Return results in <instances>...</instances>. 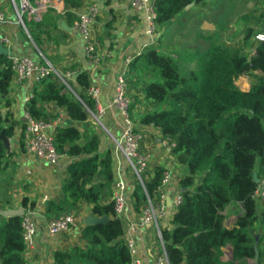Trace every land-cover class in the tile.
<instances>
[{
    "label": "trees",
    "instance_id": "obj_1",
    "mask_svg": "<svg viewBox=\"0 0 264 264\" xmlns=\"http://www.w3.org/2000/svg\"><path fill=\"white\" fill-rule=\"evenodd\" d=\"M64 1L69 9H77L85 0ZM201 1L157 0V31ZM258 1L257 24L264 21V1ZM66 15L70 23L75 21L70 10ZM25 25L38 47L42 37L55 41L52 31L58 28L57 17L25 19ZM256 34L255 28L249 27L237 47L222 43L204 55L181 56L198 65L185 73L179 66L181 57L176 58L160 47L142 53L131 65V71L145 85L144 98L152 105L150 111L139 116L138 123L151 125L159 130L162 139H170L177 161L188 172L179 181L182 202L171 219L174 229L162 231L170 264H250L255 257L256 236L259 262H264V199L253 198L259 182L264 181V41L255 40L254 45L252 38ZM80 70L72 65L66 72L78 74ZM13 74L10 60L1 57V95L8 94ZM241 76L249 79L248 91L234 84L235 78ZM75 81L73 93L55 78L43 80L34 87L25 107L37 121L49 122L57 116L47 108L52 104L67 115L65 125L56 129L54 144L58 153L75 160L66 168L63 200L50 201L46 215L59 217L78 212L86 204L92 215L107 216L109 221L83 227L81 237L86 248L76 245L70 250H55L53 264H131L132 256L113 201L114 153L110 147L102 150L99 129L95 122L89 124L90 112L96 109L95 102L86 94L91 88L88 73H79ZM18 124L12 113H2L0 107V133L5 129L9 139L15 138ZM22 124L24 130L25 122ZM19 144L20 150L26 151L22 136ZM16 157L14 150L7 154L0 142V172ZM255 174L259 182L254 180ZM164 175V168L157 167L145 182L149 196H154ZM133 198L136 203L145 200L140 185ZM20 205L30 210L37 201L23 197ZM238 205L243 212L227 228L225 210ZM0 219V263L28 264L22 217L0 215ZM227 247L232 249V259L224 261Z\"/></svg>",
    "mask_w": 264,
    "mask_h": 264
},
{
    "label": "crops",
    "instance_id": "obj_2",
    "mask_svg": "<svg viewBox=\"0 0 264 264\" xmlns=\"http://www.w3.org/2000/svg\"><path fill=\"white\" fill-rule=\"evenodd\" d=\"M95 1H97L101 10V14L93 26L100 55V62L97 66L93 65L86 56L85 42L73 23L69 22L67 15L51 12L43 16L48 18L50 16L57 17L58 28L52 31L55 41L42 37L41 45L38 47L27 29L25 30L18 22L10 1L0 0V11L5 15L1 29L10 38V51L12 54L26 55L33 59H41V56H44L62 73H65L72 65L78 66L81 70L88 73L91 87L100 88V102L107 109L101 126L109 134L103 135L99 133L102 150L108 147L113 150L114 182L121 179L126 183L125 194L127 195V203L124 213L119 217L124 230L123 238L125 242L128 240L134 242L138 258L147 264H152L161 252L159 237L154 225L142 227L138 224V218L145 208L146 202L145 200L139 203L135 202L133 192L139 182L127 165L122 153L113 142L111 143L110 137L119 139L122 135L120 115L111 105L115 94L116 78L123 68L124 59L127 57L136 59L151 47H160L161 50L165 51L161 47L163 40L161 31L164 28L157 31L156 35L150 36L146 34V24L144 20L139 21L137 19L135 11L131 9L130 0H110L109 4L100 0H85L83 5ZM71 12L74 13V9ZM62 23L65 24V28L61 27ZM204 24H208L207 20L198 22L200 27H203ZM168 26L169 24L166 27ZM253 27L257 33H264V21L255 24ZM187 29L188 25L182 30L186 32ZM48 30H51V27H48ZM170 54L176 58L179 57L177 53L171 52ZM199 54L202 55V53ZM245 83L248 87L243 88L242 86ZM234 84L242 91H248L250 88L249 79L246 76L236 78ZM127 85V96L131 100L130 111L137 122V129L142 136L140 151L148 157L144 176L146 180L151 179L156 168L162 167L170 177L169 183L164 189L167 198H170V204L167 203L168 209L164 218L160 221V227L162 231H171L174 229L171 219L175 212L171 201L176 195L180 194L179 181L188 172L177 161L173 147L162 144L161 134L157 128L138 123L139 116L150 111L152 105L149 100L144 98L145 85L139 82L138 76L131 69L127 75ZM35 86L33 82L17 83L13 79L9 85L8 94L6 96L0 94L2 113H12L13 118L19 122L15 138L10 139L11 151L14 150L17 157L10 162L8 167H10L12 173H15L14 176L5 174V176L0 178V210L17 209L21 206L20 202L23 197L37 201L36 207L32 209L33 219L37 226L35 242L32 247L26 248L24 256L28 264H53V253L55 250H70L76 245L86 248L87 243L81 237V231L85 227L81 220L91 215V210L88 205L82 204L79 209V219L75 226L60 235H48V221L53 217L46 215L47 205L50 201L58 203L63 200L62 184L67 176L66 168L75 158L64 157L60 164L54 167L26 151L20 150L19 139L22 136V123L25 122V107L27 100L32 96ZM74 86H77L75 80L73 82ZM47 108L53 114L59 111L64 112L53 104L48 105ZM11 181L14 186L9 190ZM2 188L6 196H2ZM242 212L240 205L229 206L225 210L227 215L225 221L232 222V225L225 224V226L227 228L232 227ZM227 248L224 249L225 256ZM222 259L224 261L229 260L228 257Z\"/></svg>",
    "mask_w": 264,
    "mask_h": 264
},
{
    "label": "built area",
    "instance_id": "obj_3",
    "mask_svg": "<svg viewBox=\"0 0 264 264\" xmlns=\"http://www.w3.org/2000/svg\"><path fill=\"white\" fill-rule=\"evenodd\" d=\"M18 22L26 30L25 19L39 20L48 13H56L59 15H66L69 7L64 0H9ZM107 2V0H100ZM264 1V0H261ZM157 0H130L131 9L136 13L137 19L144 20L146 24V34L153 36L157 33V13H156ZM74 9L76 16L73 22L74 27L78 30L85 42V53L89 61L97 66L100 62V55L98 51V41L94 35L93 26L101 14V10L97 1L90 2L83 5L81 8ZM73 10V9H69ZM73 13V12H72ZM5 20V15L0 11V45L10 50V38L2 32L1 24ZM258 42L264 41V33L258 32L254 38ZM7 58L11 62V69L13 71V79L17 83H30L35 85L40 84L43 80L55 78L67 90L73 91V76L74 72L67 71L62 73L55 68L51 62L44 56L41 59H33L26 55H14L9 53ZM135 59L127 57L124 59L123 68L116 78L115 94L112 99V107L119 113L122 126V135L119 139L112 137L116 148L122 153L127 165L137 178L139 185L143 189L145 195L146 206L138 218L140 226L154 225L159 237L161 252L152 264H170L165 243L163 240L162 229L160 221L164 218L168 206L167 195L165 187L169 183L170 177L165 173L161 185L155 192L154 196H149L145 187L147 181L144 174L147 168L148 157L140 151L142 136L137 129V122L133 118L130 111L131 100L127 96V75L131 69V65ZM243 77V76H241ZM239 77H237L238 79ZM236 79V78H235ZM236 85V84H235ZM237 86V85H236ZM238 87V86H237ZM95 102L96 112H90L91 115L102 125V119L107 112L100 102L101 90L98 87H91L87 91ZM77 98L83 103L81 98ZM27 100V99H26ZM28 102V100H27ZM64 111V110H63ZM57 116L49 121L34 120L25 110V128L22 131L24 147L27 153L36 156L39 160H44L56 167L60 164L61 160L66 157L58 153L54 144V135L56 129L65 125L66 113L57 112ZM164 146L169 145L174 147V143L170 139H162ZM181 190V189H180ZM126 183L123 180L114 182V206L117 217L119 218L125 211L127 203ZM253 198L264 199V181L259 182ZM182 202L181 192L176 195L171 201V205L176 211ZM175 213V212H174ZM78 212L65 213L59 217H53L48 221L47 232L50 236H57L67 232L71 227L75 226L78 222ZM82 221V220H81ZM22 238L26 248L34 245L37 233V226L33 219V210L30 209L24 212L22 216ZM126 243L127 248L132 256L131 264H147L136 256V247L132 240Z\"/></svg>",
    "mask_w": 264,
    "mask_h": 264
},
{
    "label": "rangeland",
    "instance_id": "obj_4",
    "mask_svg": "<svg viewBox=\"0 0 264 264\" xmlns=\"http://www.w3.org/2000/svg\"><path fill=\"white\" fill-rule=\"evenodd\" d=\"M259 3L258 0H202L198 4H192L190 8L183 10L169 23L168 27L165 26L161 31L163 36L161 47L169 53L179 54L180 57L188 53L198 52L204 55L208 51L215 50L222 43L237 47L244 41L248 28L257 24L255 17L260 14L257 12ZM205 20L208 24L200 27L198 22ZM190 24L191 26H189ZM186 25H188V29L185 32L182 29ZM252 43L257 45L253 38ZM179 66L181 72L185 73L190 69L197 68L198 65L196 61L181 57ZM75 96L77 95L75 94ZM90 116V121L95 122L99 132L103 135H109L101 124L92 115ZM91 122L89 124H94ZM110 138L112 143L113 139ZM14 173L11 172L10 167H7L0 172V178L5 174L14 176ZM9 184L11 187L9 190H11L14 185L12 181ZM1 194L6 196L3 188ZM225 224L232 225V222L226 220ZM229 251L230 248L228 247L225 251L226 256L224 255L223 258H229Z\"/></svg>",
    "mask_w": 264,
    "mask_h": 264
},
{
    "label": "water",
    "instance_id": "obj_5",
    "mask_svg": "<svg viewBox=\"0 0 264 264\" xmlns=\"http://www.w3.org/2000/svg\"><path fill=\"white\" fill-rule=\"evenodd\" d=\"M61 27L65 28V24L62 23ZM9 53H11V51L8 48L4 47L3 45H0V59L3 56L7 57ZM81 72H83V70H80L79 73ZM78 74L76 73L74 74L73 76L74 80L77 79ZM0 142H2L3 146L5 147L6 153L7 154L10 153L12 150L11 142H10V139L5 134V129L0 133ZM254 180L256 182H259V179L256 174L254 175ZM167 203L170 204V198H167ZM24 212H25V208L23 206H20L17 209L0 210L1 215L5 218L22 217L24 215ZM108 221H109V218L107 216L97 217L92 214L82 219V223L84 224V226H95L98 224H106ZM258 243H259V236H256L255 243H254L255 257H254V260L250 261V264H260ZM229 259H232V249L231 248H230Z\"/></svg>",
    "mask_w": 264,
    "mask_h": 264
}]
</instances>
